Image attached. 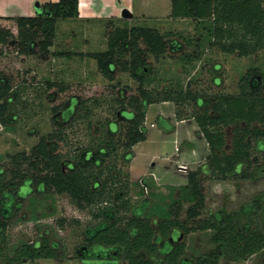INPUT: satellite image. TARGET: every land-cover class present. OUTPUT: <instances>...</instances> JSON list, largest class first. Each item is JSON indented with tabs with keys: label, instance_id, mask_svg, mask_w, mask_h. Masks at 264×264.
<instances>
[{
	"label": "trees",
	"instance_id": "1",
	"mask_svg": "<svg viewBox=\"0 0 264 264\" xmlns=\"http://www.w3.org/2000/svg\"><path fill=\"white\" fill-rule=\"evenodd\" d=\"M78 1L44 3L33 17H0V21H12L17 30L14 35L0 25V54L3 47L13 46L18 53L31 56L34 45L43 56L49 54L57 22L78 19ZM168 17L206 23L210 46L221 53L243 58L264 50V0H170ZM173 43L152 28H116L108 36L105 52L86 55L108 81H114L112 69L118 68L139 84L137 95L129 96L127 101L123 96L118 99L119 107L130 111L124 113L128 122L124 131L110 124L112 129L103 140L74 156L71 163L56 152V143L63 141V130L58 127L56 132L41 137L29 154L12 157L11 168H0L1 263L29 264L58 257L59 245L47 234H41L35 243L19 246L11 257L2 246L11 211L21 209L25 196L48 192L67 196L79 210L96 209L90 213L99 222L85 229V245L78 253L98 264H230L264 255V192L235 211L211 213L206 209L201 185L203 174L223 182H257L264 177V163H258L253 156L255 151L264 155V94L254 78L262 76L250 71L242 79L237 95L197 97L190 91L147 90L146 55L159 59ZM5 82L8 81H0V123L4 126V114L14 95ZM187 101L195 105L191 118L198 127L197 135L207 145L204 164L186 175V184L168 201L151 194V199L138 207L130 205L125 198L126 184L117 185V151L122 150L121 160L129 163L131 149L146 140L143 122L148 106L162 102L181 105ZM88 114L85 103L80 102L76 110L71 106L57 119L72 122ZM157 122L165 130V120L159 118ZM184 205H188L185 210ZM172 232L182 239L170 245ZM197 232L211 233V248L199 256H189L184 239Z\"/></svg>",
	"mask_w": 264,
	"mask_h": 264
},
{
	"label": "rangeland",
	"instance_id": "2",
	"mask_svg": "<svg viewBox=\"0 0 264 264\" xmlns=\"http://www.w3.org/2000/svg\"><path fill=\"white\" fill-rule=\"evenodd\" d=\"M0 2L2 4V0ZM151 11L168 13L170 0H155ZM0 25L16 35L12 21H0ZM206 26V23L191 20H171L163 14L111 23L59 20L53 47L45 56L36 45L31 56L18 53L13 46L3 47L0 81H8L5 83L14 95L4 114L6 125L0 123V168H11L12 157L29 154L41 137L56 132L58 127L63 130V141L56 143V152L64 155L68 163L85 149L95 148L112 127L124 131L128 122L124 113L130 111L119 107L118 99L123 96L127 101L129 96L137 95L139 84L118 68L112 69L114 81H108L99 73L95 61L86 57L105 52L108 36L116 28H152L166 40L174 41L161 58L146 55L144 87L147 90L190 91L197 97L237 95L242 79L255 70L262 76L254 78L264 94V50L243 58L221 53L210 46ZM59 53L66 55L57 56ZM80 102L89 110L86 117L72 122L57 119L71 106L76 110ZM194 110L195 105L190 101L181 105L162 102L148 106L143 122L146 140L131 149L129 163L121 160L123 151H117V185L126 184L125 198L130 205L138 207L144 200H150L151 194L168 201L169 196H175L186 184V175L204 164L208 149L204 139L196 133L198 127L191 118ZM80 113L83 115L84 110ZM159 118L165 120L166 131L158 126ZM114 137L119 140V136ZM187 142L192 144L193 150ZM253 156L258 163H264L260 151H255ZM201 185L209 212H230L264 192V177L257 182H223L213 181L203 174ZM187 206L184 205L183 210ZM95 211L77 209L65 195L29 194L21 200L20 210L11 211L3 249L11 257L19 246L35 243L41 234H47L59 245L58 257L29 264H98L93 259H83L78 253L85 245V229L99 222L90 213ZM61 220L62 226L59 225ZM210 234H189L184 239L186 253L199 256L209 250ZM230 264H264V255Z\"/></svg>",
	"mask_w": 264,
	"mask_h": 264
},
{
	"label": "crops",
	"instance_id": "3",
	"mask_svg": "<svg viewBox=\"0 0 264 264\" xmlns=\"http://www.w3.org/2000/svg\"><path fill=\"white\" fill-rule=\"evenodd\" d=\"M58 0H2L0 2V17H33L36 8L47 2H57ZM155 0H79L78 1V21L81 22H107L126 20L122 17L123 12L130 16L127 21L137 18L148 17L151 14H163L165 17L169 13H157L151 11ZM165 1V0H164ZM2 10V12H1ZM190 144V142H187ZM193 150V146H192Z\"/></svg>",
	"mask_w": 264,
	"mask_h": 264
},
{
	"label": "flooded vegetation",
	"instance_id": "4",
	"mask_svg": "<svg viewBox=\"0 0 264 264\" xmlns=\"http://www.w3.org/2000/svg\"><path fill=\"white\" fill-rule=\"evenodd\" d=\"M241 206V205H240ZM239 206V207H240ZM239 209V208H238ZM221 211H224V212H226L225 210H219V211H217V212H221ZM230 212H232V211H230ZM226 213H229V212H226ZM182 239V236L181 235H175L173 232L171 233V236H170V238L168 239V242L170 243V245H172L173 243H176V242H178V241H180Z\"/></svg>",
	"mask_w": 264,
	"mask_h": 264
},
{
	"label": "water",
	"instance_id": "5",
	"mask_svg": "<svg viewBox=\"0 0 264 264\" xmlns=\"http://www.w3.org/2000/svg\"><path fill=\"white\" fill-rule=\"evenodd\" d=\"M122 17L127 19V18H129L130 16L128 15L127 12H123Z\"/></svg>",
	"mask_w": 264,
	"mask_h": 264
}]
</instances>
